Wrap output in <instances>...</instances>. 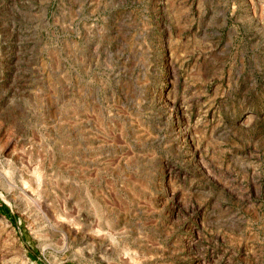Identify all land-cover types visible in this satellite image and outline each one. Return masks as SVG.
<instances>
[{
	"label": "rangeland",
	"instance_id": "374dc122",
	"mask_svg": "<svg viewBox=\"0 0 264 264\" xmlns=\"http://www.w3.org/2000/svg\"><path fill=\"white\" fill-rule=\"evenodd\" d=\"M0 264H264V0H0Z\"/></svg>",
	"mask_w": 264,
	"mask_h": 264
}]
</instances>
